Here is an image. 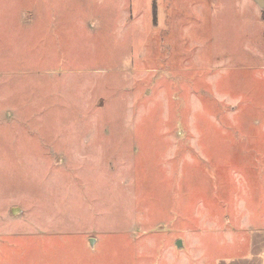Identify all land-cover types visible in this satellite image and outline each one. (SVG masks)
<instances>
[{
	"label": "rangeland",
	"instance_id": "rangeland-1",
	"mask_svg": "<svg viewBox=\"0 0 264 264\" xmlns=\"http://www.w3.org/2000/svg\"><path fill=\"white\" fill-rule=\"evenodd\" d=\"M261 2L0 0V264H264Z\"/></svg>",
	"mask_w": 264,
	"mask_h": 264
},
{
	"label": "water",
	"instance_id": "water-1",
	"mask_svg": "<svg viewBox=\"0 0 264 264\" xmlns=\"http://www.w3.org/2000/svg\"><path fill=\"white\" fill-rule=\"evenodd\" d=\"M256 2H257L259 5H262L261 0H256ZM92 240H93L92 238L89 239V243H90V245H92ZM176 245H179V240L176 241Z\"/></svg>",
	"mask_w": 264,
	"mask_h": 264
}]
</instances>
